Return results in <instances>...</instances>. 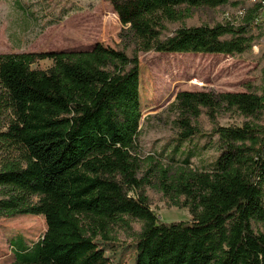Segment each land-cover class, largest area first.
Segmentation results:
<instances>
[{
  "label": "trees",
  "instance_id": "obj_1",
  "mask_svg": "<svg viewBox=\"0 0 264 264\" xmlns=\"http://www.w3.org/2000/svg\"><path fill=\"white\" fill-rule=\"evenodd\" d=\"M133 1L137 28L121 31L120 48L0 55V218L43 216L47 225L32 246L14 242L16 262L78 264L98 240L124 235L137 264H264V51L261 93L177 94V165L143 154L139 58L250 56L264 39V0ZM229 4L244 16L189 24L194 11ZM46 60L49 69L32 68ZM227 118L241 124L223 126ZM214 137L216 161L193 168L183 145ZM153 188L192 220H159Z\"/></svg>",
  "mask_w": 264,
  "mask_h": 264
},
{
  "label": "rangeland",
  "instance_id": "obj_2",
  "mask_svg": "<svg viewBox=\"0 0 264 264\" xmlns=\"http://www.w3.org/2000/svg\"><path fill=\"white\" fill-rule=\"evenodd\" d=\"M240 8L229 4L217 9H200L194 11L189 24L214 26L234 20ZM124 28H137L133 0H0V55L87 51L96 44L120 48L119 35ZM260 51H264V39L254 46L250 56L141 53L140 140L144 156H155L165 165H177L171 162L172 157L183 159L173 153L176 129L170 110L179 92L261 93L263 62L258 58ZM52 64L46 60L32 68L47 70ZM235 123L240 125L241 121L221 120L223 126ZM205 126L208 129V125ZM217 142L214 137L211 142L195 139L183 145V149L193 148L190 152L196 155L192 159L193 168L203 170L216 161L219 156ZM203 146H207L205 151L201 149ZM148 193L159 220H192L188 209L169 207L158 190L149 189ZM135 227L140 230L141 224L136 222ZM46 231L43 216L0 218V264H17L13 245L17 239L22 238L32 246ZM124 240V235L118 242L98 240L97 248L78 264H137V248Z\"/></svg>",
  "mask_w": 264,
  "mask_h": 264
},
{
  "label": "built area",
  "instance_id": "obj_3",
  "mask_svg": "<svg viewBox=\"0 0 264 264\" xmlns=\"http://www.w3.org/2000/svg\"><path fill=\"white\" fill-rule=\"evenodd\" d=\"M246 1L249 2V3H254L256 0H246ZM243 16H244V11L241 10V11H239L237 13V17L236 18L241 19ZM229 20H231V19H229Z\"/></svg>",
  "mask_w": 264,
  "mask_h": 264
}]
</instances>
